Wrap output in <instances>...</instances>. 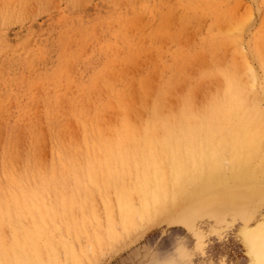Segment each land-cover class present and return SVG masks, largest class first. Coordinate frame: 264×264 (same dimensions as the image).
I'll return each instance as SVG.
<instances>
[{"label":"rangeland","instance_id":"rangeland-1","mask_svg":"<svg viewBox=\"0 0 264 264\" xmlns=\"http://www.w3.org/2000/svg\"><path fill=\"white\" fill-rule=\"evenodd\" d=\"M234 70L239 74L237 79L243 77L238 81L245 95L250 94L245 96L249 100H243L241 106L215 108L214 103L223 99L226 75L231 79ZM156 101L163 116L174 115L176 110L177 114L181 106L193 112L212 107L211 125L216 131L228 126L224 117L233 116L235 121L229 129L235 130L231 133L239 141H225L218 135L201 138L200 133L195 136L192 132L185 134L188 137L169 135L166 140L161 136V140L160 136L142 138L141 134L136 137L122 131L124 124L133 130L144 124ZM208 102L214 105L207 108ZM263 122L264 0H0V210L4 209L0 212V264H5L10 249L19 250L16 245L33 236L39 242L58 243L51 247L59 251L60 264L68 258L64 257L67 251L69 262L67 259L63 264H264V205L258 206L264 201V183L224 197L225 201L209 208L199 202L173 205V191L169 204L164 198L167 204L159 202L163 203L162 210L155 207L162 212L157 218L145 222L137 219V212L136 224L128 230L116 225L119 236L107 233L106 220H101L106 218L105 207L91 184L93 180L101 182L106 175L119 176L122 169L111 166L135 164L132 158L137 154L138 159H146L141 162L145 163L140 167L143 169L165 162L166 175L173 166L183 168L182 175L187 178L183 195L202 184L194 179L186 158H199L203 151L211 153L216 163L212 162L215 168L209 167V177L229 163L226 152L238 153L239 163L250 155L251 160L263 157ZM259 126L263 130L257 134ZM244 130H248L245 139ZM178 138L182 142L179 145ZM143 140L149 141L148 146L137 152ZM159 140L167 142L168 151L166 145L162 149L158 143L153 146ZM254 148H258L256 152ZM80 152L83 155L79 156ZM150 156L152 164L146 162ZM182 156L186 160L179 159ZM176 157L185 163H177ZM66 158L74 162H64ZM78 158L81 163L76 162ZM171 171L167 181L174 189L176 174ZM15 176L21 179L18 189L12 184ZM190 184L194 185L189 188ZM153 193L148 195V202L154 208ZM137 199L134 201L139 205ZM86 205L95 206L103 215L99 217L105 228L101 226L100 240L91 235L95 222L90 207L85 208L86 218L82 214L72 216L73 209ZM85 220L87 229H92L85 230ZM90 237L91 244L96 241L93 247ZM23 242V251H18L21 254L26 251ZM63 245L69 250H62Z\"/></svg>","mask_w":264,"mask_h":264},{"label":"bare ground","instance_id":"bare-ground-1","mask_svg":"<svg viewBox=\"0 0 264 264\" xmlns=\"http://www.w3.org/2000/svg\"><path fill=\"white\" fill-rule=\"evenodd\" d=\"M90 2V1H89ZM3 3V2H2ZM6 7H7V5H6ZM19 13V12H18ZM19 15V14H18ZM257 45V44H256ZM113 51V50H112ZM118 51V50H117ZM117 54H119L118 52H117ZM116 56V55H115ZM118 58V57H117ZM115 60V59H114ZM122 60V59H121ZM126 61V60H125ZM135 62H136V60H134ZM138 61V60H137ZM134 62V63H135ZM199 62V61H198ZM112 63V62H111ZM125 63V62H124ZM227 63V62H226ZM190 64V63H189ZM140 66H141V64H140ZM209 66V65H208ZM138 67V66H137ZM210 67V66H209ZM143 68V67H142ZM202 68V67H201ZM129 69V68H128ZM138 69V68H137ZM230 70V69H229ZM235 71V70H234ZM233 71V72H234ZM122 72H125V71H122ZM121 72V73H122ZM126 72H128V71H126ZM139 73V72H138ZM124 74V73H123ZM207 74V73H206ZM229 74V73H228ZM237 74L238 73H236V71H235V74L233 73L232 75H233V77L231 78V79H229L228 80V75H226V83L224 84L225 85V92H224V95H223V99L222 100H220V101H216L214 104H215V108H216V105H222L221 107L222 108H220V110L221 109H223V106H227V105H230V104H233V105H231V106H234V104H236L237 105V103H239L240 104V106H241V102L243 101V100H249V98H246L245 96H248V95H250V94H248V93H246V95H245V93H244V91L245 90H243V85H241L240 84V81H241V78H243V77H241L240 76V78H238L240 81H238V79H237ZM133 75V74H132ZM239 75V74H238ZM129 76V75H128ZM153 76V75H152ZM236 76V77H235ZM127 77V76H126ZM133 77H134V75H133ZM189 77V76H188ZM248 77V76H247ZM124 78V77H123ZM163 78V77H162ZM183 78V77H182ZM150 79V78H149ZM121 80V79H120ZM123 80V79H122ZM147 80V79H146ZM193 80V79H192ZM256 80V79H255ZM129 81V80H128ZM142 81V80H141ZM160 82V81H159ZM242 82V81H241ZM245 82V81H244ZM153 83V82H152ZM247 83V82H246ZM256 83V82H255ZM255 83H254V85H255ZM150 85V84H149ZM127 86V85H126ZM130 86H128V88H129ZM177 87V86H176ZM246 87V86H245ZM244 87V88H245ZM248 87V86H247ZM246 87V88H247ZM252 88V87H251ZM255 88V87H254ZM144 89V88H143ZM146 89V88H145ZM190 89V88H189ZM223 89V88H222ZM85 90V89H84ZM248 90V89H247ZM140 91V90H139ZM218 91V90H217ZM135 93V92H134ZM227 93H230V95H226ZM127 95V94H126ZM148 95V94H147ZM252 95V94H251ZM164 97H167V96H165L164 95ZM190 97V96H189ZM188 97V98H189ZM249 97V96H248ZM86 98V97H85ZM142 98V97H141ZM162 98V96L160 97V99ZM137 99V98H136ZM190 99V98H189ZM189 99H188V101H189ZM212 99V98H211ZM218 99V98H217ZM143 100V99H142ZM146 100V99H145ZM159 100V99H158ZM164 100H167V98H165ZM207 100V99H206ZM96 101V100H95ZM128 101V100H127ZM187 101V100H186ZM185 101V104H187V105H190L189 103H188V101L186 102ZM191 101V100H190ZM211 101V100H210ZM159 101H156V104H155V106H154V108L151 110V112L149 113V114H147V116L149 117V119L148 120H146L145 119V122H144V124H142L141 123V125L136 129V130H133L132 128H129L128 126H126L125 124H124V130H122L123 132H125V133H127V132H132V133H130L129 135H135V134H141L142 135V138L145 136V137H148V136H151V135H154V136H160L159 138H161V136H163L164 138L167 136H169V135H178L179 134V136H181L182 134V136H186L185 134H187V133H189V132H192V133H195L194 135L196 136V133H200V134H198V136H200V135H202L201 136V138L202 137H211V138H214V137H216L217 138V136L216 135H218L219 137L218 138H223L225 141H230V138L231 139H234V142L236 143V142H238L239 140L237 139L236 140V138L235 137H233V135L234 134H232L231 132L234 130H230L229 128L230 127H232L230 124H232L231 122H233V121H235V119H233V116L231 117V118H229V119H226V117H224L225 118V120L228 122V126L227 127H218V128H220L219 130H215V129H213L214 128V126H212L213 125V121H212V114L215 112V110L211 107V106H213L214 104H210L209 102V106H208V104H205L206 105V107L208 108V107H211V109H206V110H202V111H199V110H197V111H192L190 108H184L183 106H181L180 107V109H178L179 111H178V113L176 114V112H177V110H176V112H175V114L173 115H170L169 116V114L168 115H166V116H163V115H161V113L159 112V109H160V102L158 103ZM166 102V101H165ZM254 102H256V100L254 101ZM94 103V102H93ZM129 103V102H128ZM191 103V102H190ZM147 104V103H146ZM84 105H86V104H84ZM101 105V104H100ZM164 105V104H163ZM150 106V105H149ZM166 106V105H165ZM249 106V105H248ZM247 106V107H248ZM237 107V106H236ZM253 107V106H252ZM120 108V107H119ZM125 108H127V107H125ZM168 108V107H167ZM229 108H233V107H229ZM164 109V108H163ZM236 109V108H235ZM238 109V108H237ZM236 109V110H237ZM127 110V109H126ZM167 110H169V109H167ZM196 110V109H195ZM219 110V111H220ZM232 110V109H231ZM121 111V110H120ZM199 111V112H198ZM218 111V110H217ZM225 111H226V109H225ZM240 111V110H239ZM244 111V110H243ZM242 111V112H243ZM254 111H255V109H254ZM253 111V112H254ZM141 112V111H140ZM221 112V111H220ZM227 112V111H226ZM226 112H224V115H225V113ZM233 112V111H232ZM241 112V111H240ZM256 112H258V111H256ZM122 113V112H121ZM148 113V112H147ZM251 113V112H250ZM250 113H249V115H250ZM110 114V113H109ZM117 114V113H116ZM118 114H119V112H118ZM222 114V113H221ZM231 114V113H230ZM229 114V115H230ZM240 114V113H239ZM239 114L237 115V116H239ZM246 114V113H245ZM90 115V114H89ZM88 115V116H89ZM113 115V114H112ZM126 115H127V113H126ZM214 115V114H213ZM217 115H218V113H217ZM240 115H242V114H240ZM253 115H255L254 113H253ZM245 116V115H244ZM244 116H242V117H244ZM115 117V116H114ZM188 117H191V118H188ZM195 117V119H196V117H199L201 120H199V121H195V122H193V120H192V118H194ZM217 117H219V116H217ZM222 117V116H221ZM235 117V116H234ZM248 117V116H247ZM254 117H257V116H254ZM106 118V117H105ZM228 118V117H227ZM250 118V117H249ZM248 118V119H249ZM252 118V120H254L253 119V117H251ZM240 119V118H239ZM245 119V118H244ZM256 119V118H255ZM258 119H260V118H258ZM112 120V119H111ZM197 120H198V118H197ZM208 120H210L209 122H208ZM214 120H215V118H214ZM218 120H220L221 121V119H218ZM237 120V119H236ZM246 120V119H245ZM244 120V121H245ZM252 120L250 121V122H252ZM177 121H179L178 123H176ZM243 121V122H244ZM259 121V120H258ZM215 122V121H214ZM224 122V121H223ZM243 122H241V124H243ZM248 120H247V124H248ZM207 123H208V125L210 124L211 125V123H212V125L210 126V127H207V126H205V125H207ZM217 123H219V122H217ZM238 123V122H237ZM256 123H258V122H256ZM264 123V122H263ZM188 124H193V126H189L188 127ZM225 124V123H224ZM234 124H236L235 122H234ZM238 124H240V123H238ZM245 124H246V122H245ZM250 124V123H249ZM222 125V124H221ZM226 125V124H225ZM237 125V124H236ZM256 125V124H255ZM237 126H239V125H237ZM236 126V127H237ZM251 126H252V123H251ZM130 127H131V125H130ZM212 127V128H211ZM235 127V126H234ZM235 127V128H236ZM241 127V126H240ZM239 127V128H240ZM246 127V126H245ZM253 127H255V126H253ZM256 127H258V125H256ZM218 128H216V129H218ZM222 128V129H221ZM243 128V127H242ZM241 128V129H242ZM232 129V128H231ZM244 129V128H243ZM251 129V128H250ZM255 130L257 129V128H254ZM239 130V129H238ZM251 130H253V129H251ZM254 130V131H255ZM263 130V126H259V128L256 130L257 131V134L258 133H260L261 131ZM235 131V130H234ZM248 131V130H247ZM247 131L246 130H244V131H242L243 133L242 134H244L242 137L245 139V137L247 136ZM123 132H121V135H122V133ZM185 132V133H184ZM236 132H238V131H236ZM250 132V131H249ZM114 134H116V135H120V133L119 132H115ZM181 134V135H180ZM144 135V136H143ZM58 136V135H57ZM123 136V135H122ZM136 136V135H135ZM138 136V135H137ZM136 136V137H137ZM194 136V137H195ZM240 136V135H239ZM167 137L164 139V140H166L167 139ZM171 137V136H170ZM173 137V136H172ZM186 137H188V135L186 136ZM107 138V137H106ZM140 138V140H141V137H139ZM182 138V137H181ZM191 138V137H190ZM210 138V139H211ZM262 138H264V135L262 136ZM153 139V138H152ZM169 139H171V140H173L172 138H169ZM185 139H187V138H185ZM161 140H162V138H161ZM161 140H159V141H155V143H153V141H152V143H153V146H154V144H156V143H158L159 144V147L162 149L163 147L162 146H164V145H166L165 147H166V150L168 149V144H167V142L166 141H161ZM198 140V139H197ZM218 140V139H217ZM220 140V139H219ZM218 140V141H219ZM177 141H179V138H178V140ZM176 141V142H177ZM186 141V140H185ZM222 141V140H221ZM254 141V140H253ZM257 141V140H256ZM83 142V141H82ZM140 142V141H139ZM159 142H161V143H159ZM180 142L181 141H179V143H178V145L180 144ZM189 142H191V140L189 141ZM231 142H233V141H231ZM264 142V141H263ZM148 143H149V141H144L143 140V142H141V143H138V145H139V147L140 148H136L135 150L138 152V150L137 149H139V151H140V149L141 148H144V147H146V146H148ZM182 143V142H181ZM234 143V144H235ZM258 143V142H257ZM102 144V143H101ZM111 144V143H110ZM130 141H129V143H128V146H130ZM136 144V143H135ZM158 144H157V146H158ZM185 144V143H184ZM183 144V145H184ZM193 144H194V142H193ZM198 144H199V141H198ZM216 144H217V142H216ZM121 145V144H120ZM127 145V144H126ZM134 145V144H133ZM177 145V146H178ZM185 145H187V143L185 144ZM197 145V144H196ZM213 145V144H212ZM211 145V146H212ZM215 145V144H214ZM218 145V144H217ZM217 145H215V147L217 148ZM100 146V145H99ZM103 146V145H102ZM112 146V145H111ZM168 146V147H167ZM173 146V145H172ZM181 146H182V144H181ZM181 146H180V148H181ZM199 146V145H198ZM219 146H221V145H219ZM222 146H223V144H222ZM262 144L260 145V147L262 148ZM134 147H137V144L134 146ZM155 147V146H154ZM204 147H205V145H204ZM5 148V147H4ZM106 148V147H105ZM153 148V147H152ZM151 148V149H152ZM176 148H178L179 149V147H176ZM185 148H186V146H185ZM194 148V147H193ZM157 149H158V147H157ZM174 150H176L175 149V147L173 148ZM172 149V150H173ZM218 149V148H217ZM257 149L258 148H254V150H255V152L257 151ZM172 150H171V152H172ZM173 150V151H174ZM186 150H187V148H186ZM206 150V149H205ZM210 150H211V148H210ZM219 150V149H218ZM217 150V151H218ZM222 150H223V148H222ZM253 150V151H254ZM259 150H260V148H259ZM263 149H261V151H262ZM79 151H81V152H83L82 150H79ZM142 151H144V150H142ZM161 151V150H160ZM168 151V150H167ZM181 151H182V149H181ZM180 150L178 151L179 153L181 152ZM197 151H199L200 152V149L199 150H197ZM225 151V150H224ZM239 151V150H238ZM261 151H260V153H261ZM58 152V151H57ZM71 152V151H70ZM81 152H80V154H79V156L80 155H83V154H81ZM184 152V151H183ZM190 152V151H189ZM192 152V151H191ZM195 153H196V150L194 151ZM223 152V151H222ZM68 153V152H67ZM73 153V152H72ZM76 154L78 153V149H76V152H75ZM134 153V152H133ZM161 153H163V152H161ZM165 153V152H164ZM173 153V152H172ZM177 153V152H176ZM175 153V154H176ZM198 153V152H197ZM221 153V152H220ZM234 153V154H233ZM233 153H228V152H226V155L228 154V156L230 155V157H229V163H228V161L227 160H225V161H227V164H225V167L221 170V172L219 173V174H217L216 176H209V177H207L206 175L210 172V170H208L209 169V167L211 166V168H215V165H213V161H214V159H211V153H207L206 151H203V153L202 154H200L199 155V158H194L193 160L191 159V158H183V156H182V158H179V159H182V160H186V161H188L189 163V165L187 164V167L188 166H190L191 165V168H190V170H191V172L193 173V175H194V179L196 180V181H200V182H202V184L200 185V184H198V186H193L194 184H190L189 185V188H190V186L192 185L193 187H191L185 194H183V195H180L181 194V191L183 190V186H184V184H185V182L184 181H186V177H185V175L183 174L182 175V173H183V168H176V167H172V164H171V166L170 167H172V171H171V168H170V171L174 174H176L175 175V183H174V185L172 186V187H174V189H171V186H170V184H169V182L167 181V177H168V175L167 174H169L170 173V171H169V173L168 172H166L167 174V176L165 175V171H167L166 169H168V168H164V165H165V162H164V165H162L161 164V166H155L154 167V164H156V163H153L152 164V157L150 156V158L151 159H147V161L146 162H150L149 164H152L153 165V167L151 166V167H145L144 169L143 168H140L143 164H145V163H141V162H145V160L144 161H142V160H140V159H138L137 157L139 156H137V154H136V158L135 159H133L132 157V162H134L135 164H132V165H130V163L129 162H127V161H125V163L127 162V163H129V166L128 165H126V166H124V167H118V164H117V167H116V164H115V166H111V168L112 169H114V170H116V169H122V172L120 173V175L119 176H111V175H106L105 177H104V179H103V177H102V181L101 182H98L97 183V181L95 182V180H93V183H91L92 184V186L99 192V197L100 198H98L99 200L101 199L102 200V202H103V205H104V207H105V217L106 218H104L103 217V219L101 218V220H106V225H107V233L108 232H111V233H113V234H115V235H118V233L117 232H119V230L117 231V228H116V225L117 224H120V225H123V226H125L126 227V229L128 230L132 225H135L136 224V217H137V212H140L139 214H138V218L137 219H142L143 221L145 220V222H147V220H148V222L150 221V220H154L155 218H157V215L159 216V213H158V211H159V208H156L155 209V207H159V206H161V210H162V205H163V203L165 204V202H166V204H167V201L170 199V196L172 195V193H173V191H175V193L173 194L174 195V197L176 198L175 199V203L173 204V205H175V204H178V203H182L183 205H182V207L184 206V203H189V202H192L193 204L194 203H198L199 202V205L200 206H202V207H207V208H209V207H213V206H215V205H218L219 203H222L223 202V198L225 197V199H227L226 197H231V196H234V195H238V193H241L242 192V189H244V188H251V187H254V186H257V185H259L260 186V184H262V183H264V155H263V157H260V159H259V157H258V159H257V157H256V159L257 160H251V155H250V157H249V159H245V161L244 162H240L239 163V161H241L240 159L241 158H237V157H239L238 156V153L237 154H235L236 152H233ZM63 154V153H62ZM175 154H173L174 156H172L171 158H175ZM184 154H185V152H184ZM191 154V153H190ZM245 154V153H244ZM78 155V154H77ZM77 155H76V157H77ZM167 155V154H166ZM176 155H179V154H176ZM217 155H218V153H217ZM223 155H224V152H223ZM255 155V153L253 152V155L252 156H254ZM258 155V154H257ZM72 156V159H73V154L71 155ZM212 156H216L214 153H213V155ZM63 157V156H62ZM145 158H147L146 156H144ZM163 157V156H162ZM185 157H188V156H186L185 155ZM221 157V156H220ZM75 158V157H74ZM160 158V157H159ZM159 158H157V159H159ZM166 158V157H165ZM173 158V159H174ZM223 158V157H222ZM102 159V158H101ZM105 159V158H104ZM112 159H114V158H112ZM129 159V158H128ZM144 159V158H143ZM163 159V158H162ZM168 159H169V157H168ZM173 159H172V161H173ZM67 160H69V159H65L64 160V162L65 161H67ZM73 160H75V159H73ZM73 160H69V161H73ZM79 158H78V160L76 159V162H79ZM152 160V161H151ZM160 160V159H159ZM182 160H178L177 161V157H176V161H177V163H185V162H183ZM218 160V159H217ZM61 161V160H60ZM68 161V162H69ZM82 161H83V159H82ZM130 161V160H129ZM170 161V160H169ZM169 161L167 162L168 164H170L169 163ZM175 161V162H176ZM216 161V160H215ZM214 161V163H216ZM74 162V161H73ZM100 162V161H99ZM120 162V161H119ZM124 162V161H123ZM162 162H163V160H162ZM171 162V161H170ZM29 163V162H28ZM28 163H27V165H28ZM41 163V162H40ZM62 163H63V161H62ZM79 163H81V161L79 162ZM106 163V162H105ZM160 163V162H159ZM166 163V164H167ZM219 163V162H218ZM218 163H217V168L219 167V165H218ZM223 163H224V161H223ZM222 163V164H223ZM226 163V162H225ZM30 164V163H29ZM37 164V163H36ZM65 164V163H64ZM73 164V166H74V164L75 163H72ZM72 164H70V165H72ZM78 164V163H77ZM82 164H83V162H82ZM101 164V163H100ZM108 164V163H107ZM62 165V164H61ZM66 165V164H65ZM69 165V166H70ZM78 165H80V164H78ZM106 165V164H105ZM112 165V164H111ZM120 165H122V162H121V164ZM119 165V166H120ZM125 165V164H124ZM212 165H213V167H212ZM42 166V165H41ZM64 166V165H63ZM72 166V167H73ZM75 166H76V164H75ZM132 166V167H131ZM146 166V165H145ZM166 166H168V165H166ZM177 166V165H176ZM30 167V166H29ZM34 167H35V164H34ZM57 167V166H56ZM67 167H68V164H67V166H66V168H62V170H65V169H67ZM76 167H78V166H76ZM80 167V166H79ZM78 167V168H79ZM82 167H83V165H82ZM104 167V166H103ZM136 167H137V169H136ZM180 167H181V165H180ZM183 167V166H182ZM55 168V167H54ZM75 167H73V169H74ZM184 168H185V166H184ZM34 169H36V168H34ZM72 169V168H71ZM71 169H69V170H71ZM80 169V168H79ZM164 170V171H163ZM208 170V171H207ZM25 171V170H24ZM27 171L28 170H26V172L25 173H27ZM185 171L187 172L188 171V168H187V170L185 169ZM164 172V173H163ZM185 172V173H186ZM30 173V172H29ZM38 173V172H37ZM189 173V172H188ZM187 173V174H188ZM192 173H191V175H192ZM22 174H24V173H21V175ZM71 174V173H70ZM30 175H31V173H30ZM37 175V174H36ZM36 175H35V178H36ZM55 175V174H54ZM57 175V174H56ZM96 175V174H95ZM188 175H190V174H188ZM18 176H19V174H18ZM22 176H24V175H22ZM28 177H29V174L27 175ZM32 176V175H31ZM51 176V175H50ZM67 176V175H66ZM68 176H69V173H68ZM83 176V175H82ZM165 176H166V178H165ZM43 178H44V176H42ZM73 177V176H72ZM74 177H75V175H74ZM171 177H172V174H171ZM189 177V176H188ZM193 177V176H192ZM24 178H25V176H24ZM31 178V177H30ZM39 178V177H38ZM40 178H41V176H40ZM43 178H41V179H43ZM49 178V177H48ZM51 178V177H50ZM63 178H64V176H63ZM76 178H78V177H76ZM94 178V177H93ZM99 178V177H98ZM97 178V179H98ZM169 178H170V175H169ZM18 179H20V177L19 178H17V176H15L14 178H13V185H14V187H15V185H16V187L20 184V182H21V179L20 180H18ZM26 180H28V178H25ZM32 179V178H31ZM31 179H30V181H31ZM47 179V178H46ZM95 179H96V177H95ZM171 179V178H170ZM170 179H168V180H170ZM189 179V178H188ZM34 180V179H33ZM36 180H38L37 178H36ZM40 180V179H39ZM56 180H57V178H56ZM91 180V179H90ZM12 181V180H11ZM24 181V180H23ZM29 181V182H30ZM43 181H44V179H43ZM67 181V180H66ZM72 181H74V180H72ZM100 181V180H99ZM192 181V180H191ZM26 182V181H25ZM86 182V181H85ZM37 183H38V181H37ZM34 184V183H33ZM43 184V183H42ZM164 185V188L163 189H161V187ZM200 185V186H199ZM90 186V185H89ZM159 186H161V187H159ZM15 187V188H16ZM91 187V186H90ZM20 188V187H19ZM93 188V189H94ZM154 188H156V189H154ZM14 189V188H13ZM17 189H18V187H17ZM16 189V190H17ZM94 189V190H95ZM160 190V191H159ZM249 190V189H248ZM14 191V190H13ZM92 191V190H91ZM246 191H247V189H246ZM254 191V190H253ZM19 192V191H18ZM17 192V193H18ZM42 192V191H41ZM154 192V193H153ZM222 192V193H221ZM12 193H14L15 194V192H12ZM21 193V192H20ZM94 193H97V192H94ZM154 194V195H156L155 196V198H153V204L152 205H155L154 206V208L152 207V206H150L149 205V202L151 201V199H149L148 198V195H151V194ZM11 194V193H10ZM34 194V193H33ZM43 194V193H42ZM93 194V193H92ZM91 194V195H92ZM215 194V195H214ZM12 195V194H11ZM19 195V194H18ZM72 195V194H71ZM85 195V194H84ZM91 195H90V197H91ZM163 195H164V197H163ZM180 195V196H179ZM10 196V195H9ZM12 196H15V195H12ZM34 196V195H33ZM46 196V195H45ZM96 195H94L93 194V197H95ZM98 196V195H97ZM182 196H184L183 198H185V199H180ZM87 197V196H86ZM135 197H137L138 199L137 200H139V202H138V204L139 205H136L135 204ZM207 197V198H206ZM9 199H10V197H8ZM16 198V197H15ZM21 198V197H20ZM77 198V197H76ZM76 198H74V200H76ZM164 198L165 199H167V201L166 200H164ZM206 198V199H205ZM12 199H14V197L12 198ZM21 199H23V198H21ZM32 199V198H31ZM91 199H94V198H92L91 197ZM96 199V198H95ZM203 199H205L204 201H198V200H203ZM28 200V199H27ZM71 200H72V198H71ZM74 200H72V201H74ZM100 200V201H101ZM78 201H79V198H78ZM83 201V200H82ZM87 201V200H86ZM96 201H97V199H96ZM149 201V202H148ZM225 201V200H224ZM22 202V201H21ZM80 202V201H79ZM92 203L91 204H94L93 203V201H91ZM101 202V203H102ZM159 202H163V203H160L159 204ZM171 202V200L170 201H168V204ZM89 203V202H88ZM97 204H98V206H100V203H98V201L96 202ZM83 204V203H82ZM90 204V203H89ZM90 204V205H91ZM159 204V205H158ZM80 205V204H79ZM85 205V204H84ZM90 205H89V207H90ZM95 205V204H94ZM94 205H92V206H94ZM262 205H264V201H262L261 202V204L260 205H258V206H262ZM96 206V205H95ZM94 206V207H95ZM138 206H140L139 208H138ZM8 207V206H7ZM89 208L87 205L84 207L83 206V208L82 209H79L78 207H77V209H73V211H72V216L73 217H75L76 215H78V214H82L83 215V217L84 218H86V209L85 208ZM90 207L91 208V213H92V215H93V222H95V225H94V227H92L93 228V230H91L92 232H91V235H94L98 240H100V238L102 237L101 236V231L103 230V229H101L102 227H103V224H101L102 222H100V216L101 215H99L100 213H98V210H96L97 208L95 207ZM181 206H180V208H182ZM3 208V207H2ZM1 208V210H0V212L1 211H4V209H2ZM5 208V207H4ZM164 208H166V207H164ZM164 208H163V210H164ZM170 208V207H169ZM100 209V208H99ZM18 213V212H17ZM39 213V212H38ZM162 213V212H161ZM160 213V214H161ZM40 214V213H39ZM20 215V214H19ZM18 215V216H19ZM103 216V215H102ZM101 216V217H102ZM148 218V219H147ZM91 219V220H92ZM139 219V220H140ZM138 220V221H139ZM68 222V221H67ZM104 223H105V221H103ZM91 223V222H90ZM89 223V224H90ZM140 223V222H139ZM143 223V222H142ZM93 224V223H92ZM41 225V224H40ZM87 225H88V223L86 222V220L84 221V227H86L85 228V230L87 229ZM102 226V227H101ZM68 227H71V225H70V223L68 222ZM15 228V227H14ZM92 228H89V229H87V230H90V229H92ZM104 228V227H103ZM17 229V228H16ZM61 229V228H60ZM105 229V228H104ZM18 230V229H17ZM36 230V229H35ZM62 230V229H61ZM101 230V231H100ZM12 231V230H11ZM87 233H88V235H87ZM84 234L86 235V236H90L89 234V232L88 231H86V233H85V231H84ZM83 234V235H84ZM112 235V234H111ZM114 235V236H115ZM5 236V235H4ZM113 236V235H112ZM119 236V235H118ZM93 237V236H92ZM107 238V237H106ZM39 239V238H38ZM38 239H37V237H35V236H33V238H31L30 240H24V242L23 241H21V242H19L18 243V245H16V247L17 246H19V247H17L19 250H15V249H10L11 251H8L9 252V255L7 256L8 257V259L5 261V264L7 263V264H46V263H48V262H51V264H60V261L61 260H58L59 259V255H58V253H59V251L57 252V250L56 249H54L53 247H56V245L55 244H58V243H52L51 242V244L50 243H48L47 241H38ZM90 240V244H91V237L89 238ZM94 241V240H93ZM93 241H92V244L90 245V246H92L96 241H94V243H93ZM16 242V241H15ZM22 242H23V244L26 246H24V248H25V253L24 252H22V254L20 253V252H18V251H23V250H20V246H22ZM88 241H86V243H87ZM50 244V245H49ZM97 244V243H96ZM55 245V246H54ZM107 245V244H106ZM51 246H53V247H51ZM66 246V245H65ZM93 246H95V245H93ZM92 246V247H93ZM72 247V246H71ZM87 247V246H86ZM99 247V246H98ZM64 248H66V247H64V245H63V248H62V250H64ZM91 248V247H90ZM21 249H23V248H21ZM43 249H46L47 251V253H45V252H42L41 250H43ZM67 249L68 248H66L65 250L67 251ZM72 250H75V249H73V247L71 248ZM94 249V248H93ZM15 250V251H14ZM27 250H30V252L29 251H27ZM48 250H49V252H48ZM58 250H60V249H58ZM64 250V251H65ZM69 250V249H68ZM88 250V249H87ZM12 251H14V253L12 252ZM44 251V250H43ZM92 251V250H91ZM12 252V253H11ZM19 254H18V253ZM27 252V253H26ZM29 252V253H28ZM76 252V251H75ZM65 254V255H64ZM64 257H70L69 255H66V254H68V251H67V253L66 252H64ZM74 254V253H73ZM44 255H46V257H47V259H45V257H44ZM71 255V254H70ZM76 255V254H75ZM75 257V256H74ZM68 258H66V260L68 259ZM65 259H64V261H66ZM70 260H72L71 258H70ZM75 260V259H74ZM64 261H62L63 263H64ZM67 262V261H66ZM68 262H69V259H68ZM62 263V264H63ZM4 264V263H3ZM49 264V263H48Z\"/></svg>","mask_w":264,"mask_h":264}]
</instances>
